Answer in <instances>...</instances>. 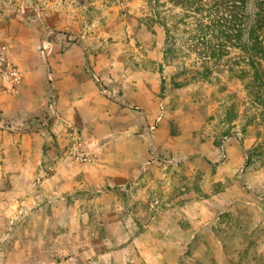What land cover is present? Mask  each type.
Instances as JSON below:
<instances>
[{"label": "rangeland", "instance_id": "374dc122", "mask_svg": "<svg viewBox=\"0 0 264 264\" xmlns=\"http://www.w3.org/2000/svg\"><path fill=\"white\" fill-rule=\"evenodd\" d=\"M214 1L11 0L2 5L0 45L12 23L25 36L33 35L35 41L23 48L28 53L23 62L31 63L35 50L46 77L43 114L52 123L57 119L63 133L45 121L41 147L31 138L27 148L20 142L15 150L18 141L13 143L9 133L27 115L9 120L0 110V264H264V87L253 78L255 70L264 76V58L252 68L247 53L233 42L223 55H211L207 45L215 38L207 27L218 25L227 12H216ZM255 12L256 0H248L243 41ZM6 61L19 78L9 88L0 80V92L14 94L22 72L16 61ZM55 74L65 91L69 80L90 76L124 108L116 114L118 131H95L94 118L87 126V116L78 112L58 118ZM128 110L135 114L128 121L141 120L135 132L126 125ZM160 118L168 119L166 152L151 142ZM131 141L141 156L136 177L124 173L132 161L121 163L119 157L123 143ZM207 145L220 147V165L210 168L220 176L216 181H201L199 163L194 164L198 178L191 171L190 161ZM98 157L102 161L96 165ZM174 189L212 200L205 204L200 244L155 246L159 234L180 235L165 220L181 218L166 210ZM138 207L146 212L137 215ZM157 215L162 217L153 219ZM139 216L149 225L143 240L136 241L141 255L129 257L118 220L125 219L132 239L144 231ZM108 220L111 239H120L116 242L101 239Z\"/></svg>", "mask_w": 264, "mask_h": 264}, {"label": "crops", "instance_id": "0c3cea01", "mask_svg": "<svg viewBox=\"0 0 264 264\" xmlns=\"http://www.w3.org/2000/svg\"><path fill=\"white\" fill-rule=\"evenodd\" d=\"M2 6H0L1 8ZM14 21V20H11ZM10 22V21H9ZM1 34V31H0ZM3 42H1L0 48L1 51L3 52L4 57H8L11 59V61H14L15 58L14 56H17L19 59L18 61L15 60L13 63L18 64L19 68L21 69V75L23 82L21 85L18 86V90L14 94L6 93V92H0V110L6 114L5 116L9 119H16V118H23L25 115H27V118L23 120L20 123L15 124L16 129L13 130V132L9 133V139L14 142H17L14 144L15 150H17L19 143L22 142L23 148H27V144H29V140L31 138H34L33 143H38L40 147L43 145L42 140H43V135H44V129L47 128L45 125V121L47 123H52L49 121L50 116L48 115L47 117L43 112L45 113L46 108L44 109V102L41 101L43 99L44 94L46 93V83H45V71L44 67L40 64L39 60L37 59V55L35 50H33V56L29 58V61L31 63H26L23 62L27 58L26 51L23 49L25 48V43L27 44H32L35 40L33 39V35L30 34L29 36H25L22 31H18L15 27V24L12 23L11 29L9 32L3 34ZM22 48H21V47ZM33 48L31 47L30 50ZM19 62V63H18ZM71 64V63H67ZM65 64L64 66H66ZM72 68H74V65L72 64ZM80 75H78L76 80H69L67 85V90H63L62 86L60 85L61 82L58 81V75H54V91L56 93L57 99V107L58 108L56 111L57 117L60 118L61 116H71L73 113L78 112L81 113L85 117L87 116L88 122L85 125H89V120L94 118L95 122H92L91 125L93 126L94 130L98 132L106 133L109 132L112 133V130L118 131L117 129V123H118V112H121L124 110H120V106L116 104L115 102L110 101L102 92L100 91L96 84L94 83L93 79L86 75L82 74L81 78H79ZM57 79V80H56ZM60 82V83H59ZM132 99V102H135L134 100H137V97L133 95L130 97ZM62 99L64 101L62 102ZM63 103H65V107H63ZM140 104L141 101L139 102ZM119 106V107H118ZM96 108H101L97 110L96 115L89 113L92 109ZM148 109V108H147ZM60 110V111H59ZM90 110V111H89ZM150 110V109H149ZM21 112L24 114L21 116L19 115ZM151 112V110H150ZM42 113V114H41ZM89 113V114H88ZM94 113V112H93ZM117 114V115H116ZM124 115L126 118V125L128 128L132 131L135 132L138 129V126L141 123V120H138L137 122L134 120V117L131 119V121H128L127 119L130 120L131 116H134L135 114H132L131 111L128 110V114L125 111ZM95 116V117H94ZM147 118L148 119H153L155 116H151ZM4 118V117H3ZM56 120L51 124L52 127L54 128L55 133H63V131H60V126L56 124ZM166 118H160V124L161 128L160 129H155L151 134V142L153 143V147L155 150L159 149L160 146V152H166V149H169L171 146L170 144V139L166 138L165 134H167L168 127H165V133L163 132L165 122L167 123L168 119ZM149 121V120H148ZM113 132V133H114ZM35 135H38L39 138H36ZM123 138H121L122 140ZM120 140V141H121ZM134 140V137H133ZM172 144V143H171ZM122 155L119 157H122L121 163H126L128 164L130 161V166H127L128 169H125L124 173L127 175L130 174V172H133L132 176H137L140 172V162H141V156H140V151H136L134 141H131L128 146L122 145ZM220 147H217L215 145L210 146H202L201 149L199 150L200 152V158L196 157L192 159L190 162L191 163V171L193 173H196L194 177L198 178L197 174L199 171V175L203 178L202 180L208 179L207 177H211L212 181H216L220 179L219 175H216L211 171V166L212 167H218L220 164L216 163L217 162V157H218V152L220 151ZM104 149V147H103ZM121 153V152H120ZM139 156H137L136 154ZM203 156L205 159H203ZM124 157V158H123ZM137 157V158H136ZM139 157V158H138ZM97 158V157H96ZM98 162L102 161V158L98 157L96 159V165ZM189 162V164H190ZM199 163V168L197 171V168H195L194 164ZM188 164V165H189ZM99 165V164H98ZM195 168V169H193ZM135 176V177H136ZM134 177V178H135ZM216 177V178H215ZM204 183V182H203ZM204 187V188H203ZM201 185V188L203 191H206V187ZM196 195L195 192L192 191H178V190H173L168 193V200H171L168 205H170L166 210L169 212V215H181V218L179 220H174L172 217L171 219H168L167 217L165 220L167 221L170 229L177 230L180 232V235L175 238L174 236L170 235L169 233H162L157 235V240L155 242V246L157 247L158 244L161 246H169L172 244L177 243V245L181 246L180 244L183 243L184 241H188L190 243L192 241V244L194 245L196 242L200 244L201 242H198L199 239H203L201 236L202 234H199L200 232H203L205 230V204L206 202H211L212 200L210 198H204V199H199ZM217 198V197H214ZM220 198V197H219ZM116 210L115 208L111 209V213ZM138 213L139 214H144L146 211H141L144 210L143 207H138ZM137 211V210H136ZM197 214V215H196ZM159 217H162V215H157L154 216L153 219L158 220ZM139 220V225L140 229L144 230L142 232H138V235H135L131 239V230L127 228L126 226V221L125 219H117L120 223L119 228H123V233L121 236L126 235V238H124V244L123 247L126 249V251L129 253V257L134 254V256L138 255L137 252L141 255L140 250H139V244L136 241H141L143 240V237L145 236V227H147L149 224H146V221L148 218L144 216H139L137 218ZM155 222V221H154ZM189 223V225H187ZM190 223L193 224L195 230L193 233H191V227ZM164 224H162L163 226ZM185 225H187L185 227ZM110 223L109 220L105 224L104 232H103V237L101 239H107L111 240L113 242H116L120 239L113 240L111 239V233H110ZM193 230V229H192ZM185 233V234H184ZM130 234V235H128ZM214 233L210 231V238L211 240H214L215 237L213 238ZM192 238H195L192 239ZM122 239V238H121ZM182 239V240H181ZM187 239V240H185ZM192 239V240H191ZM148 245H151L148 243ZM148 253V251H147ZM149 257L143 258L146 259V261H149Z\"/></svg>", "mask_w": 264, "mask_h": 264}, {"label": "trees", "instance_id": "16d2710c", "mask_svg": "<svg viewBox=\"0 0 264 264\" xmlns=\"http://www.w3.org/2000/svg\"><path fill=\"white\" fill-rule=\"evenodd\" d=\"M248 0H215L214 7L216 12H219L220 8L223 10L227 8V12H222L225 16H219L220 22L216 26H208L211 35L215 38V41H210L207 45L211 48V55L221 56L224 50L233 42L237 47L247 53V58L252 66L255 68L257 59L264 58V0H256L255 20L253 25L247 28V40L243 41L245 27H242L244 23L245 10ZM201 25V24H200ZM201 28V27H200ZM263 32V34H261ZM215 57V56H214ZM254 83L258 87H264V76L254 71Z\"/></svg>", "mask_w": 264, "mask_h": 264}, {"label": "built area", "instance_id": "2783aa9c", "mask_svg": "<svg viewBox=\"0 0 264 264\" xmlns=\"http://www.w3.org/2000/svg\"><path fill=\"white\" fill-rule=\"evenodd\" d=\"M10 1L11 0H0V6L5 5ZM18 78V72L10 65L8 61H6V58L2 54L0 48V80L2 82V86L9 88L12 85L11 83L17 81Z\"/></svg>", "mask_w": 264, "mask_h": 264}]
</instances>
